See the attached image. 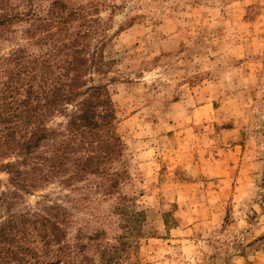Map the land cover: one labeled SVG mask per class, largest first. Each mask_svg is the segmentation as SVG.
<instances>
[{"label":"rangeland","instance_id":"1","mask_svg":"<svg viewBox=\"0 0 264 264\" xmlns=\"http://www.w3.org/2000/svg\"><path fill=\"white\" fill-rule=\"evenodd\" d=\"M97 1L142 264H264V0ZM22 29L3 51H38ZM68 196L14 211L47 197L85 218Z\"/></svg>","mask_w":264,"mask_h":264},{"label":"trees","instance_id":"2","mask_svg":"<svg viewBox=\"0 0 264 264\" xmlns=\"http://www.w3.org/2000/svg\"><path fill=\"white\" fill-rule=\"evenodd\" d=\"M104 5L0 0V172L9 176L7 190L0 180V264H142L144 217L124 191L125 144L103 81ZM20 27L37 52L2 50ZM56 183L77 194L68 202L85 218L47 197L14 211Z\"/></svg>","mask_w":264,"mask_h":264}]
</instances>
